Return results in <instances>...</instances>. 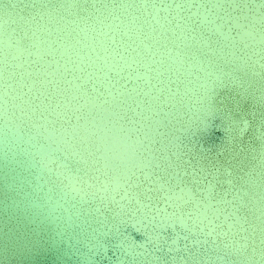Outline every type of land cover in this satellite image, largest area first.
Instances as JSON below:
<instances>
[{"label": "water", "instance_id": "95a60500", "mask_svg": "<svg viewBox=\"0 0 264 264\" xmlns=\"http://www.w3.org/2000/svg\"><path fill=\"white\" fill-rule=\"evenodd\" d=\"M0 264H264V0H0Z\"/></svg>", "mask_w": 264, "mask_h": 264}, {"label": "rangeland", "instance_id": "374dc122", "mask_svg": "<svg viewBox=\"0 0 264 264\" xmlns=\"http://www.w3.org/2000/svg\"><path fill=\"white\" fill-rule=\"evenodd\" d=\"M260 37H262V36H258V38H260ZM257 40H263V38H260V39H257ZM41 47H43V46H41ZM43 48L49 50L48 46H46V45H44ZM180 54H181V56L183 55L182 52H180ZM177 58H178V57H177ZM12 84H13V83L11 82L10 85L12 86Z\"/></svg>", "mask_w": 264, "mask_h": 264}]
</instances>
